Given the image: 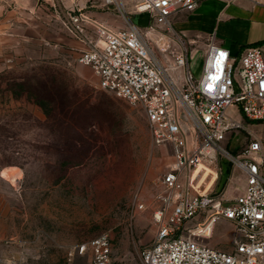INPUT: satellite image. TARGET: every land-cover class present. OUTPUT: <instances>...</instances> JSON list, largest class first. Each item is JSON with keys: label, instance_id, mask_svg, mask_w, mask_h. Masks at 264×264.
<instances>
[{"label": "rangeland", "instance_id": "obj_1", "mask_svg": "<svg viewBox=\"0 0 264 264\" xmlns=\"http://www.w3.org/2000/svg\"><path fill=\"white\" fill-rule=\"evenodd\" d=\"M102 2L0 0V264H91L78 248L102 233L112 239L109 264H143L142 252L155 238L153 214L171 150L153 143L141 107L102 90L92 68L79 63L97 41L95 28L86 25L81 36L66 28L77 8L126 28ZM138 19L133 23L145 32L149 24ZM156 35L151 42L160 57L166 58L164 43L171 44L167 54L180 49ZM204 60V51L191 58L196 78ZM244 124L225 142L233 155L264 139V123ZM226 171L218 188L231 200L240 175L232 166ZM236 241L229 222L204 240L222 251Z\"/></svg>", "mask_w": 264, "mask_h": 264}, {"label": "built area", "instance_id": "obj_2", "mask_svg": "<svg viewBox=\"0 0 264 264\" xmlns=\"http://www.w3.org/2000/svg\"><path fill=\"white\" fill-rule=\"evenodd\" d=\"M102 1V8L126 21V28L113 29L80 8L69 12L66 28L72 35L81 36L86 25L97 34L79 63L92 68L102 90L141 107L153 143L169 147L173 159L161 180L153 214L157 231L142 252V263L264 264V140L255 138L237 155L225 144L231 134L246 129L244 120L264 123L263 49L248 47L233 57L211 36L202 75L196 78L190 62L197 50L189 48L172 19L181 11L195 12L203 0ZM142 14L149 16L145 32L133 23ZM153 34L173 40L180 49L167 54L171 44L164 43L166 58L160 57ZM228 166L239 171L241 181L231 200L218 188ZM220 222L235 228L232 251L204 242ZM78 250L91 255V264H109L111 236L102 233Z\"/></svg>", "mask_w": 264, "mask_h": 264}, {"label": "crops", "instance_id": "obj_3", "mask_svg": "<svg viewBox=\"0 0 264 264\" xmlns=\"http://www.w3.org/2000/svg\"><path fill=\"white\" fill-rule=\"evenodd\" d=\"M172 23L189 48L200 45L197 51H205L215 36L233 57L248 47H261L264 53V0H203L193 13L178 12Z\"/></svg>", "mask_w": 264, "mask_h": 264}, {"label": "water", "instance_id": "obj_4", "mask_svg": "<svg viewBox=\"0 0 264 264\" xmlns=\"http://www.w3.org/2000/svg\"><path fill=\"white\" fill-rule=\"evenodd\" d=\"M138 22L139 23H144V24H149V16H148V14L140 15L139 19H138Z\"/></svg>", "mask_w": 264, "mask_h": 264}, {"label": "bare ground", "instance_id": "obj_5", "mask_svg": "<svg viewBox=\"0 0 264 264\" xmlns=\"http://www.w3.org/2000/svg\"><path fill=\"white\" fill-rule=\"evenodd\" d=\"M207 233H209V231H207Z\"/></svg>", "mask_w": 264, "mask_h": 264}]
</instances>
